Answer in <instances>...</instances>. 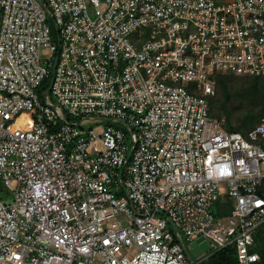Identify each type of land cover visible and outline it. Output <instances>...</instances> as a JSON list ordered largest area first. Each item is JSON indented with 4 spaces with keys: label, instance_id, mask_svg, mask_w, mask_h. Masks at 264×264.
<instances>
[{
    "label": "built area",
    "instance_id": "built-area-1",
    "mask_svg": "<svg viewBox=\"0 0 264 264\" xmlns=\"http://www.w3.org/2000/svg\"><path fill=\"white\" fill-rule=\"evenodd\" d=\"M217 72L264 77V0H0V264L260 262L264 114L223 129Z\"/></svg>",
    "mask_w": 264,
    "mask_h": 264
},
{
    "label": "trees",
    "instance_id": "trees-1",
    "mask_svg": "<svg viewBox=\"0 0 264 264\" xmlns=\"http://www.w3.org/2000/svg\"><path fill=\"white\" fill-rule=\"evenodd\" d=\"M215 80L216 94L208 101L209 116L219 122L221 116H223V120L220 122L223 129L240 132L243 135H246L249 130L257 125L262 114H264V77L235 76L223 72H217L215 74ZM241 80H250L255 86L261 85L259 90L254 88V93L262 95L261 101L258 104V110H255L254 106L257 104L255 101L248 102L249 104L246 106H240L235 103L237 99L240 100L237 102H244L243 99L250 95V92L244 89L239 90V92H236L235 94L233 93L232 88L234 87L235 82ZM50 81L51 75L41 83L39 91L42 94L47 90ZM250 96H252V94ZM226 213L227 212H223L220 214ZM254 238L255 245L253 251L259 253L261 258L260 262L256 264H264V225L257 229ZM207 264H237L234 249L229 247L215 252L210 260H208Z\"/></svg>",
    "mask_w": 264,
    "mask_h": 264
},
{
    "label": "rangeland",
    "instance_id": "rangeland-1",
    "mask_svg": "<svg viewBox=\"0 0 264 264\" xmlns=\"http://www.w3.org/2000/svg\"><path fill=\"white\" fill-rule=\"evenodd\" d=\"M49 87V86H48ZM254 88H257V90H259L261 88V85H258V86H255L254 83L250 80H241V81H236L235 82V85L234 87L232 88V91L233 93L235 94L236 92H239V90L241 89H244V90H248L250 92V95L252 94V96H246L245 99H243L244 102H237V101H240L237 99V101H235V103L237 105H240V106H246L247 104H249L248 102L250 101H255V110H258L259 108V102L261 101V98H262V95L259 94V93H254L255 92V89ZM46 92V91H45ZM45 92L42 94L40 91V101L42 103L45 102ZM48 100L51 101V102H55L54 98L52 96H49L48 97ZM244 108V107H243ZM242 111V109H241ZM240 111V112H241ZM223 120V116H221V119H220V122ZM79 120H77L78 122ZM106 125H112L114 126L115 128L123 131L125 134H127V136L129 137L130 136V132L127 130V128L122 124V123H114V122H106V121H98V122H93V121H86L83 123V127L84 128H91L93 130H95L96 132H100ZM131 142L128 141L127 142V147H128V150L131 149ZM0 199L6 204H10L12 201H13V193L11 191L10 188L8 187H5L2 182L0 181ZM121 222L122 223V220L119 219V218H116V219H113L111 221L108 222V225L110 226H116V223L117 222ZM182 237V241L184 242V245L187 247L189 244L187 242H185L183 236ZM213 253V249H211L210 251H208L206 253V255H211ZM212 256V255H211ZM211 256L209 257L208 260H210ZM193 260L195 262H199L200 259L196 258V257H193ZM207 261H204V262H200V264H207Z\"/></svg>",
    "mask_w": 264,
    "mask_h": 264
},
{
    "label": "water",
    "instance_id": "water-1",
    "mask_svg": "<svg viewBox=\"0 0 264 264\" xmlns=\"http://www.w3.org/2000/svg\"><path fill=\"white\" fill-rule=\"evenodd\" d=\"M51 87V82L49 84V87L47 88L45 95L47 96ZM157 213L161 214L160 211ZM209 249V245L206 240H204L202 237L198 238L197 240L191 242L189 244V251L187 253V256L190 257H197L202 251H207Z\"/></svg>",
    "mask_w": 264,
    "mask_h": 264
}]
</instances>
